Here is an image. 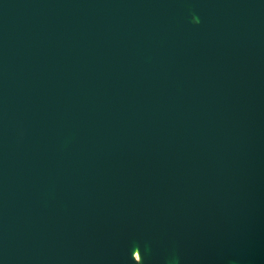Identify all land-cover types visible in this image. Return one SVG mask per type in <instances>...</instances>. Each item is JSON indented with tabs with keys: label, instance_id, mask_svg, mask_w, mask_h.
<instances>
[{
	"label": "water",
	"instance_id": "95a60500",
	"mask_svg": "<svg viewBox=\"0 0 264 264\" xmlns=\"http://www.w3.org/2000/svg\"><path fill=\"white\" fill-rule=\"evenodd\" d=\"M0 264H264V0H0Z\"/></svg>",
	"mask_w": 264,
	"mask_h": 264
}]
</instances>
